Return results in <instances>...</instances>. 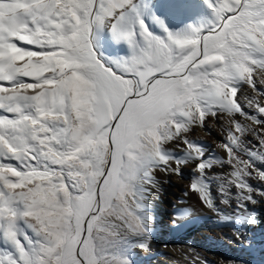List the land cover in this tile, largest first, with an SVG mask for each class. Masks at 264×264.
Segmentation results:
<instances>
[{
    "label": "snow or ice",
    "instance_id": "obj_1",
    "mask_svg": "<svg viewBox=\"0 0 264 264\" xmlns=\"http://www.w3.org/2000/svg\"><path fill=\"white\" fill-rule=\"evenodd\" d=\"M203 4L174 31L156 12L192 0H0V264H132L157 170L190 167L184 195L225 221L212 182L240 212L264 199V0ZM210 121L225 157L193 138Z\"/></svg>",
    "mask_w": 264,
    "mask_h": 264
},
{
    "label": "bare ground",
    "instance_id": "obj_2",
    "mask_svg": "<svg viewBox=\"0 0 264 264\" xmlns=\"http://www.w3.org/2000/svg\"><path fill=\"white\" fill-rule=\"evenodd\" d=\"M222 121H210L208 128H195L193 138L202 144L209 155L225 157L226 153L217 145L222 142ZM250 139V138H249ZM180 156L181 152H177ZM224 169H214L223 174ZM155 178L158 188H152L147 200V214L152 217L150 223V251L144 252L133 248V254L144 264H264V199L255 205H247V212L236 208V201L230 200L229 205L221 203L222 197L218 184L212 182V193L217 208L230 220L220 219L216 213L206 209L199 201L198 195L188 191L189 178H196L190 167L183 169V176L177 177L161 171ZM254 187L264 185L253 182ZM159 190L164 201H170V211L155 218L151 209L154 205L155 193ZM232 194H236L233 188ZM183 201V203H181ZM187 210V211H186ZM185 217L173 225V217ZM251 216L255 223H248L241 217ZM137 238H133L135 241ZM199 257V259H196Z\"/></svg>",
    "mask_w": 264,
    "mask_h": 264
},
{
    "label": "rangeland",
    "instance_id": "obj_3",
    "mask_svg": "<svg viewBox=\"0 0 264 264\" xmlns=\"http://www.w3.org/2000/svg\"><path fill=\"white\" fill-rule=\"evenodd\" d=\"M167 2V0H154V3L158 5H163ZM156 15L160 16L162 19L165 20L169 28H171L174 31H179L182 29H185L188 25H194V26H199L202 23H206L207 20H209L212 16V13L209 11V9L203 4V0H192V8L191 11L187 12L186 14L183 15H176L173 13H170L166 11L163 7L160 8L156 12ZM153 30L156 32H159V28L156 25H151ZM107 35L103 37L101 40V44H103L104 47L108 48V43H107ZM121 48H116L114 51L111 48H108L109 54L112 52H115L116 57L117 56H122L127 53V48L123 45H120ZM177 158L179 159H186L187 157L180 156L177 152L174 153ZM158 171V170H157ZM155 172V174L159 175V172ZM155 175V178L157 177ZM190 181L193 180V178H189ZM216 183V182H213ZM170 205V201L166 200L164 201L163 198L160 196L159 190L155 193L154 196V205L151 209L152 214L155 216V218L158 216V214H162L165 212V210L170 211V208L168 207ZM133 252V250H132ZM132 264H144L143 261L140 260L137 256L133 254L132 256Z\"/></svg>",
    "mask_w": 264,
    "mask_h": 264
},
{
    "label": "crops",
    "instance_id": "obj_4",
    "mask_svg": "<svg viewBox=\"0 0 264 264\" xmlns=\"http://www.w3.org/2000/svg\"><path fill=\"white\" fill-rule=\"evenodd\" d=\"M108 38V37H107ZM107 43L109 44L108 45V48H111L113 51L116 49V48H121V46H116L114 44L111 43V41L109 40V38L107 39ZM101 47H102V50L104 51L105 55L109 56V57H112V58H115L116 57V54L115 52H112L109 54L108 52V48L107 47H104L103 44H101Z\"/></svg>",
    "mask_w": 264,
    "mask_h": 264
}]
</instances>
